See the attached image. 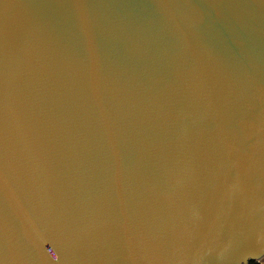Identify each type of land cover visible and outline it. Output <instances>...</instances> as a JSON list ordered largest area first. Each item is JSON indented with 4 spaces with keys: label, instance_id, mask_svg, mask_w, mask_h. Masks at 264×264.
<instances>
[{
    "label": "water",
    "instance_id": "1",
    "mask_svg": "<svg viewBox=\"0 0 264 264\" xmlns=\"http://www.w3.org/2000/svg\"><path fill=\"white\" fill-rule=\"evenodd\" d=\"M264 262V0H0V264Z\"/></svg>",
    "mask_w": 264,
    "mask_h": 264
},
{
    "label": "trees",
    "instance_id": "2",
    "mask_svg": "<svg viewBox=\"0 0 264 264\" xmlns=\"http://www.w3.org/2000/svg\"><path fill=\"white\" fill-rule=\"evenodd\" d=\"M250 264H264V262L251 261Z\"/></svg>",
    "mask_w": 264,
    "mask_h": 264
}]
</instances>
